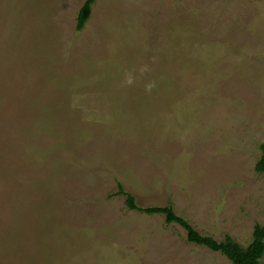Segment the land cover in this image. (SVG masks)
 <instances>
[{"label": "rangeland", "instance_id": "rangeland-1", "mask_svg": "<svg viewBox=\"0 0 264 264\" xmlns=\"http://www.w3.org/2000/svg\"><path fill=\"white\" fill-rule=\"evenodd\" d=\"M83 1L0 0V264H232L117 186L251 242L264 0Z\"/></svg>", "mask_w": 264, "mask_h": 264}, {"label": "trees", "instance_id": "trees-1", "mask_svg": "<svg viewBox=\"0 0 264 264\" xmlns=\"http://www.w3.org/2000/svg\"><path fill=\"white\" fill-rule=\"evenodd\" d=\"M96 0H84L76 14L75 30L81 31L89 17ZM260 157L255 163L254 169L258 173L264 172V144L259 145ZM117 194L124 195L125 206L137 212L148 215L157 214L163 217L166 224H173L180 227L185 233L187 243L206 247L213 252L224 255L232 264H260L264 254V225H256L253 229L252 240L246 248H242L229 235L223 240H216L210 235L197 231L188 220L177 214L171 201L164 205L140 206L136 203L132 194L125 192L118 184Z\"/></svg>", "mask_w": 264, "mask_h": 264}]
</instances>
